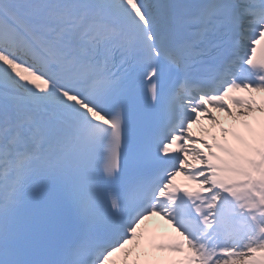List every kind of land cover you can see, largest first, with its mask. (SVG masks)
Segmentation results:
<instances>
[{"label":"snow or ice","instance_id":"1","mask_svg":"<svg viewBox=\"0 0 264 264\" xmlns=\"http://www.w3.org/2000/svg\"><path fill=\"white\" fill-rule=\"evenodd\" d=\"M0 264H264V0H0Z\"/></svg>","mask_w":264,"mask_h":264},{"label":"bare ground","instance_id":"2","mask_svg":"<svg viewBox=\"0 0 264 264\" xmlns=\"http://www.w3.org/2000/svg\"><path fill=\"white\" fill-rule=\"evenodd\" d=\"M261 95V94H260ZM257 115H259V114H257ZM204 123H205V125H207V121H204ZM162 228H166V226H163ZM161 228V229H162Z\"/></svg>","mask_w":264,"mask_h":264}]
</instances>
